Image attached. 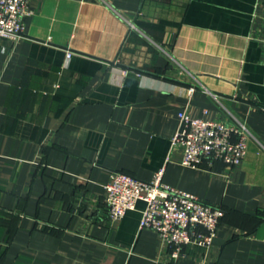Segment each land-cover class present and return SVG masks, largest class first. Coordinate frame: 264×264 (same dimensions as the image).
<instances>
[{
    "label": "crops",
    "instance_id": "obj_1",
    "mask_svg": "<svg viewBox=\"0 0 264 264\" xmlns=\"http://www.w3.org/2000/svg\"><path fill=\"white\" fill-rule=\"evenodd\" d=\"M29 11L24 36L0 42V264H264V0ZM183 111L245 126L243 163L183 165ZM162 168L169 186L226 210L210 247L173 259L140 229L142 201L109 218L111 172L149 182Z\"/></svg>",
    "mask_w": 264,
    "mask_h": 264
},
{
    "label": "built area",
    "instance_id": "obj_2",
    "mask_svg": "<svg viewBox=\"0 0 264 264\" xmlns=\"http://www.w3.org/2000/svg\"><path fill=\"white\" fill-rule=\"evenodd\" d=\"M30 14L29 0H0V42L17 41L24 36V19ZM72 56L68 53V58ZM191 94L194 89H190ZM180 124L172 146L182 148V164L192 168L212 167L221 162L228 167L243 163L250 132L243 125H231L179 114ZM165 169L145 182L122 171H113L105 185V201L112 221L123 219L146 204L140 229L156 232L177 259L187 247L208 248L213 244L226 216L222 207L203 202L198 196L173 188L164 182Z\"/></svg>",
    "mask_w": 264,
    "mask_h": 264
},
{
    "label": "trees",
    "instance_id": "obj_3",
    "mask_svg": "<svg viewBox=\"0 0 264 264\" xmlns=\"http://www.w3.org/2000/svg\"><path fill=\"white\" fill-rule=\"evenodd\" d=\"M217 163V162H216ZM225 210V209H224ZM225 212H226V210H225Z\"/></svg>",
    "mask_w": 264,
    "mask_h": 264
}]
</instances>
